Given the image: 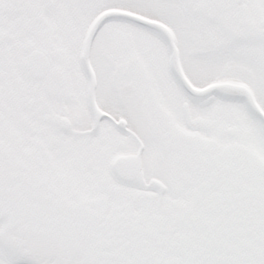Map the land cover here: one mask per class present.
Listing matches in <instances>:
<instances>
[{
  "label": "snow or ice",
  "instance_id": "1",
  "mask_svg": "<svg viewBox=\"0 0 264 264\" xmlns=\"http://www.w3.org/2000/svg\"><path fill=\"white\" fill-rule=\"evenodd\" d=\"M0 264H264V0H0Z\"/></svg>",
  "mask_w": 264,
  "mask_h": 264
}]
</instances>
